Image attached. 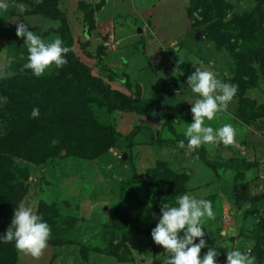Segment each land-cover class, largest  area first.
<instances>
[{
	"label": "rangeland",
	"instance_id": "374dc122",
	"mask_svg": "<svg viewBox=\"0 0 264 264\" xmlns=\"http://www.w3.org/2000/svg\"><path fill=\"white\" fill-rule=\"evenodd\" d=\"M44 1L0 0L5 6L0 8V96L7 97L0 105V124L10 121L16 104L52 110L51 105L66 99L89 118L84 119L114 128L118 140L98 157L83 156L90 148L81 157H68L63 146L73 134L62 135L58 127L42 163L44 154L34 159L19 155L23 139L13 144L8 172L14 184H23L19 205L31 206L47 221L54 241L38 259L19 252L15 242L2 247L0 241V264H164L167 254L154 243L151 230L161 205L174 204L183 194L212 202L215 218H202L207 245L201 257L214 247L219 264H225L228 250L239 248L264 264V73L254 61L252 75L238 74L246 41L229 26L252 12L262 21L258 9H264V0H58L72 49L61 31L63 21L35 9ZM22 22L46 43L62 39L71 49L68 63L51 66L39 78L24 69L26 38L16 34ZM224 36L235 50L231 42H218ZM196 67L238 85L228 108L205 120L214 129L233 125V145L207 144L195 152L178 148L179 140L187 144L183 133L193 121L190 101L197 96L187 77ZM69 75L75 76L72 83L79 91L67 99L57 85ZM257 75L258 87L245 84ZM97 79L137 101L143 113L113 109L95 90ZM163 118L172 121L176 133ZM232 164L242 168H228ZM9 213L10 222L3 220L0 233L11 224L14 212Z\"/></svg>",
	"mask_w": 264,
	"mask_h": 264
},
{
	"label": "clouds",
	"instance_id": "9594fccd",
	"mask_svg": "<svg viewBox=\"0 0 264 264\" xmlns=\"http://www.w3.org/2000/svg\"><path fill=\"white\" fill-rule=\"evenodd\" d=\"M4 7L0 4V8ZM25 11L27 9H20L21 13ZM29 26L22 22L16 32L17 36L26 38L24 45L27 47L28 56L23 68L31 70L32 75L37 78L43 76L53 65L63 68L68 63L67 54L71 49L60 38L46 43L40 35L30 30ZM187 84L197 99L195 102L190 101L193 121L183 133L187 144L185 140H179L178 148L195 152L207 144L233 145L237 134L233 125L224 124L214 129L205 126V120H213L217 113L228 108L236 96L238 85L226 83L217 78L215 72L202 70L200 67H196L187 77ZM4 103H7V97L0 96V105ZM39 116L40 109L34 107L31 117L35 119ZM160 211L151 236L154 243L162 246L167 254L164 264H219L217 257L220 253L214 247H209L201 257V250L207 245L202 218H215L210 200L189 194L178 195L174 204L163 203ZM50 237L51 228L47 221L31 206L23 203L15 207L6 233H0V241L15 242L19 252L37 259L47 248ZM225 264H257V258L251 252L233 248L228 250Z\"/></svg>",
	"mask_w": 264,
	"mask_h": 264
},
{
	"label": "trees",
	"instance_id": "16d2710c",
	"mask_svg": "<svg viewBox=\"0 0 264 264\" xmlns=\"http://www.w3.org/2000/svg\"><path fill=\"white\" fill-rule=\"evenodd\" d=\"M52 1V2H51ZM44 1L43 4L39 5L37 8L43 14L50 15L51 17L61 19L63 21L61 31L66 38H69V46L72 49L73 41L72 35L68 29L67 19L65 15L56 9V3L58 0ZM210 1V0H209ZM204 3V0H197V3ZM211 7L210 5H208ZM209 7L207 8L208 15H212L209 13ZM226 7V6H225ZM262 14V21L258 22L254 17L255 14L252 12L245 16V18L232 20L230 23L231 29L233 28L239 35L241 39L246 41L245 47H243L244 51L240 53L241 57H239V66L237 72L239 75H252V71L255 69L251 67L254 61H259L261 63V71L264 73V48L257 49L258 45H264V9L259 7L258 9ZM226 29V27H225ZM224 29V30H225ZM224 30H219L218 32H223ZM239 33V34H238ZM235 35L232 31V36ZM225 38L218 39L220 44L229 43L231 40L227 38L228 36H224ZM259 41L261 43H259ZM258 46L257 48H254ZM231 49L235 50V45L231 42ZM73 55V52L70 54ZM74 61L81 68H84L88 71L87 66L81 63V61L77 58H74ZM246 65L248 67H246ZM88 80H93V77L90 75V72H86ZM264 75V74H263ZM75 76L71 77V75L66 76L65 82L62 80L60 85H57L58 90L60 92L64 91V96L68 99V94L72 97L73 92L79 91L78 86L75 85V82L72 83ZM251 82H246L245 84H249L250 87H258L259 77L257 75V80L255 78L250 79ZM77 82V80H75ZM95 90L99 91L103 96H105V100L113 109H120L126 112H142L139 103L136 101H130L121 95L120 92L116 90L109 89L108 86H105L104 82L101 79L95 80ZM258 82V84L256 83ZM66 83V84H64ZM50 106V104H48ZM34 106L29 105L27 108H22L20 104H16L14 109L12 110V118L9 120L6 119L7 124H0V224L4 219L10 222L9 212H14L15 207H18L21 199L22 193L24 190L22 189L23 184H19L18 186L14 184L13 176L8 172L10 167L14 164V158L12 157L15 154L13 153V144L23 139L21 142L20 151L23 157H30V159H34V155L44 154L43 159L40 162H45L48 159V155L53 146L50 144L51 138L59 127L62 129V135L66 133H72L73 138L67 145H64L63 149L67 151L69 156H78L79 153H82L86 148H90L91 152L83 156H91L98 157L102 154L101 150H105L106 147L111 145V143H117V137L115 136L114 128H104L96 123H91V121L84 119V114L79 110L76 112L74 106H71V102L66 101L62 103L58 101L51 105L52 110H49L45 107V109H40V116L38 118L33 119L31 117V112ZM149 115V113H147ZM86 116H88L86 114ZM90 116V115H89ZM87 118V117H85ZM89 119V118H87ZM33 120V123H31ZM163 122L167 125L168 129L172 131V133H176V128L171 120L164 119ZM37 127V128H36ZM34 128L36 129L34 130ZM89 128V129H88ZM81 137V138H80ZM12 151V152H10ZM10 152V153H9ZM18 155V156H19ZM17 156V155H16ZM81 157V156H78ZM44 164V163H43ZM245 165V164H242ZM242 168L241 166H235L234 164L230 165L228 168ZM246 168V166H245ZM5 176V178H4ZM128 210L130 211V206H128ZM45 216L50 217L51 214H45ZM8 228V227H7ZM5 230V229H4ZM6 232V231H4ZM3 232V233H4ZM49 241H54L49 240ZM5 246V243L1 245ZM8 261V260H7ZM10 264V262L8 261ZM7 263V264H8Z\"/></svg>",
	"mask_w": 264,
	"mask_h": 264
},
{
	"label": "water",
	"instance_id": "95a60500",
	"mask_svg": "<svg viewBox=\"0 0 264 264\" xmlns=\"http://www.w3.org/2000/svg\"><path fill=\"white\" fill-rule=\"evenodd\" d=\"M258 19H260V16H258ZM197 36H200V34H197Z\"/></svg>",
	"mask_w": 264,
	"mask_h": 264
}]
</instances>
